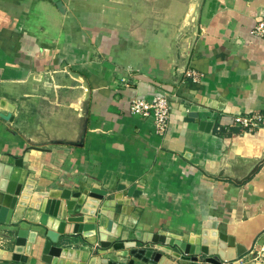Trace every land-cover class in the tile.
<instances>
[{
	"label": "crops",
	"instance_id": "obj_1",
	"mask_svg": "<svg viewBox=\"0 0 264 264\" xmlns=\"http://www.w3.org/2000/svg\"><path fill=\"white\" fill-rule=\"evenodd\" d=\"M263 17L264 0H0L2 176L30 180L31 194L82 181L106 204L134 186L127 238L214 232L243 248L233 264H264V38L252 34ZM164 93L169 124L157 134L129 104ZM253 112L257 130L233 126ZM16 198L0 190V264H49L35 232L25 261L13 259ZM57 240L97 244L95 231Z\"/></svg>",
	"mask_w": 264,
	"mask_h": 264
},
{
	"label": "water",
	"instance_id": "obj_2",
	"mask_svg": "<svg viewBox=\"0 0 264 264\" xmlns=\"http://www.w3.org/2000/svg\"><path fill=\"white\" fill-rule=\"evenodd\" d=\"M198 8V4L192 5L186 25H194ZM7 115L2 113L0 117L7 118ZM184 116L191 120L197 113L184 112ZM211 125L212 122H199L203 131H209ZM15 164L20 165L21 161L16 160ZM2 174L6 173L0 166V190L17 197L10 204L14 211L11 223L18 229L13 246V259L16 261L26 259L23 254L25 245L30 242V232L47 238L43 252L49 264H233L243 253L223 234L211 232L209 236L207 231H202L200 236H162L159 233L139 236L136 231L133 238H127L128 231L124 226L129 204L126 199L139 194L134 186L124 191L125 199L106 204V191L82 181L69 190L35 191L31 194L33 186L29 185L30 180L22 187ZM87 231H95L97 236V244L90 249L57 245L59 234L80 236ZM109 254L121 261L106 257Z\"/></svg>",
	"mask_w": 264,
	"mask_h": 264
},
{
	"label": "built area",
	"instance_id": "obj_3",
	"mask_svg": "<svg viewBox=\"0 0 264 264\" xmlns=\"http://www.w3.org/2000/svg\"><path fill=\"white\" fill-rule=\"evenodd\" d=\"M252 34L258 38H264V17L255 22L252 28ZM185 75L193 82H196L201 77L195 70H187L185 71ZM120 83L124 85L127 84L124 78L120 79ZM129 112L142 119L151 118L155 132L157 134H163L166 132L169 124V98L165 93L155 96L151 101L134 98L129 104ZM262 118L260 112L237 115L232 118V124L242 130L253 132L260 127Z\"/></svg>",
	"mask_w": 264,
	"mask_h": 264
},
{
	"label": "bare ground",
	"instance_id": "obj_4",
	"mask_svg": "<svg viewBox=\"0 0 264 264\" xmlns=\"http://www.w3.org/2000/svg\"><path fill=\"white\" fill-rule=\"evenodd\" d=\"M16 218H17V217H16ZM51 235L54 236V234H53L52 232H51ZM125 235H126V234H124V236H125ZM31 239H32V238H31ZM224 244H225V243H224ZM242 250H243V248L239 246V247H238V251H239V252H242Z\"/></svg>",
	"mask_w": 264,
	"mask_h": 264
},
{
	"label": "trees",
	"instance_id": "obj_5",
	"mask_svg": "<svg viewBox=\"0 0 264 264\" xmlns=\"http://www.w3.org/2000/svg\"><path fill=\"white\" fill-rule=\"evenodd\" d=\"M237 132H239L238 130H236Z\"/></svg>",
	"mask_w": 264,
	"mask_h": 264
}]
</instances>
